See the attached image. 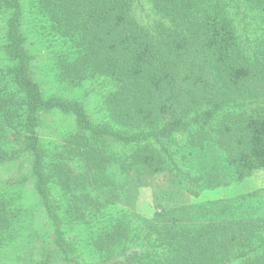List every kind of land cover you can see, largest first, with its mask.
I'll return each mask as SVG.
<instances>
[{
	"label": "trees",
	"instance_id": "trees-1",
	"mask_svg": "<svg viewBox=\"0 0 264 264\" xmlns=\"http://www.w3.org/2000/svg\"><path fill=\"white\" fill-rule=\"evenodd\" d=\"M26 20L82 97L45 94ZM25 156L53 229L29 264H264V187L122 204L134 177L198 197L264 170V0H0V165ZM16 196L0 187V246L25 227Z\"/></svg>",
	"mask_w": 264,
	"mask_h": 264
},
{
	"label": "rangeland",
	"instance_id": "rangeland-1",
	"mask_svg": "<svg viewBox=\"0 0 264 264\" xmlns=\"http://www.w3.org/2000/svg\"><path fill=\"white\" fill-rule=\"evenodd\" d=\"M25 27L29 32V48L37 56L36 62H38V67L34 69V75L41 82L45 94L61 90L64 93L65 88L57 81L56 69L52 68L54 62L53 59L51 61L52 57L48 49L46 36L43 38L40 35L38 31L39 26H36L33 20H29L28 22L26 20ZM32 41L34 43H31ZM65 93L71 96L78 95L79 97L83 95V92H69L68 89ZM94 97L93 95L90 98L87 97L86 101L89 107H95L96 98ZM44 120L48 121L51 125H53L54 121L56 124L60 121L55 114L45 115ZM44 133L45 136L46 134L49 135V131L47 130ZM0 187L12 191L17 196L20 195V201L28 210L25 227L22 232L18 233L10 243L0 246V264H29L44 257L48 246L52 244L51 230L53 231V229L51 224L41 215L42 210L40 208L42 202L40 203L41 199L35 188V180L31 172V161L28 156L20 158L11 164L0 165ZM262 187H264V170L257 171L241 183L205 190L200 196L196 197L180 190L167 175L160 173L134 177L131 180L129 192L126 198L123 199L122 204L142 215L151 216L157 207L161 205L174 206L234 196ZM72 234L76 235L77 231L74 230ZM33 237H39V239L36 240ZM96 259L99 258L96 257Z\"/></svg>",
	"mask_w": 264,
	"mask_h": 264
}]
</instances>
